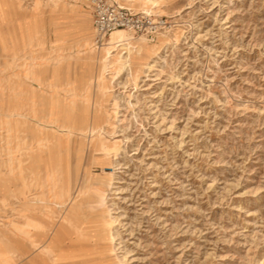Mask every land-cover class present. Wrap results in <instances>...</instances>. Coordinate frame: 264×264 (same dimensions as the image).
I'll return each mask as SVG.
<instances>
[{
  "label": "rangeland",
  "instance_id": "1",
  "mask_svg": "<svg viewBox=\"0 0 264 264\" xmlns=\"http://www.w3.org/2000/svg\"><path fill=\"white\" fill-rule=\"evenodd\" d=\"M154 1L124 68L85 0H0V264H264V0Z\"/></svg>",
  "mask_w": 264,
  "mask_h": 264
},
{
  "label": "built area",
  "instance_id": "2",
  "mask_svg": "<svg viewBox=\"0 0 264 264\" xmlns=\"http://www.w3.org/2000/svg\"><path fill=\"white\" fill-rule=\"evenodd\" d=\"M93 15L94 44L102 47L116 30H128L155 42L170 28L164 17H155L118 5L113 0H85Z\"/></svg>",
  "mask_w": 264,
  "mask_h": 264
},
{
  "label": "bare ground",
  "instance_id": "3",
  "mask_svg": "<svg viewBox=\"0 0 264 264\" xmlns=\"http://www.w3.org/2000/svg\"><path fill=\"white\" fill-rule=\"evenodd\" d=\"M157 1L154 0H148L143 5V12L144 14H148L150 16L153 12L150 11L147 7L150 5L156 4ZM117 3V2H116ZM120 5V4H119ZM122 6V5H120ZM94 29V28H93ZM131 31L128 30H116L110 34V36L107 38V46L104 48L105 54L102 61L103 66H109L110 64H116L118 67H124L127 66L130 63V55L133 52H140L144 48L143 43H139L137 46H134L131 44ZM133 34V33H132ZM116 49L117 51V58L111 59V50ZM110 67V66H109Z\"/></svg>",
  "mask_w": 264,
  "mask_h": 264
}]
</instances>
